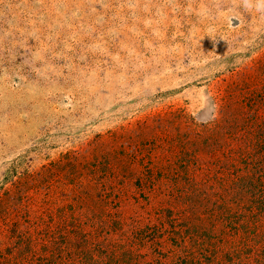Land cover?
Segmentation results:
<instances>
[{
	"label": "rangeland",
	"instance_id": "1",
	"mask_svg": "<svg viewBox=\"0 0 264 264\" xmlns=\"http://www.w3.org/2000/svg\"><path fill=\"white\" fill-rule=\"evenodd\" d=\"M19 234L264 264V0H0V250Z\"/></svg>",
	"mask_w": 264,
	"mask_h": 264
},
{
	"label": "trees",
	"instance_id": "2",
	"mask_svg": "<svg viewBox=\"0 0 264 264\" xmlns=\"http://www.w3.org/2000/svg\"><path fill=\"white\" fill-rule=\"evenodd\" d=\"M241 219L244 222H250L254 220L253 215H242ZM50 241H52V235L46 233ZM49 235V236H48ZM19 244L20 246H13L7 248L5 250H0V264H77L81 263L82 260L71 259L77 253L76 251L81 250V242L76 240H66L69 241L64 243L61 250H57V248H51V250H47L46 253L40 254L36 250L31 248V238H26V235L19 234ZM31 237V236H28ZM64 239H68L66 234L62 235ZM79 237V236H78ZM250 243L244 241L243 243H239L238 245L233 246V251H228V264H254L258 263L257 260L259 258V249H255V247L248 246ZM35 245V244H33ZM264 246V245H263ZM262 252L264 253V247H262ZM253 252V253H252ZM232 253V254H231ZM80 256V253H79ZM109 257H105L100 264H114L111 260L108 261ZM202 260L193 259V261H182V264H201ZM82 264H85L82 262ZM156 264H164L160 260L156 261Z\"/></svg>",
	"mask_w": 264,
	"mask_h": 264
}]
</instances>
